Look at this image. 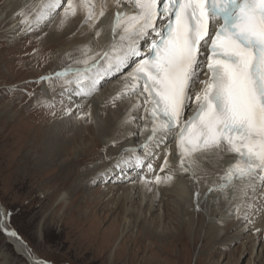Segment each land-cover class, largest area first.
I'll return each instance as SVG.
<instances>
[{
	"label": "snow or ice",
	"instance_id": "1",
	"mask_svg": "<svg viewBox=\"0 0 264 264\" xmlns=\"http://www.w3.org/2000/svg\"><path fill=\"white\" fill-rule=\"evenodd\" d=\"M116 11L107 48L84 45L79 56L68 54L72 64L56 73L81 97L97 89L108 72H117L135 59L117 97L126 92L143 97L141 119L150 121L151 135L141 143L143 156L135 148L123 164L155 172L147 156L155 146L177 144L179 167L197 153H230L235 163L224 171L219 185L224 190L238 180L251 185L264 181V0H111ZM129 4L132 11L125 9ZM109 0H42L34 19L21 10L23 23H39L62 9L61 25L78 13L99 38L96 25L108 10ZM150 46L141 49V42ZM44 79L52 81L48 76ZM117 97L113 98V101ZM191 114L185 116L186 109ZM71 114V110H69ZM90 115V113H89ZM83 119V117H81ZM136 120L132 117L129 123ZM145 130L148 123L144 124ZM127 139V136L125 137ZM114 144L116 141L113 142ZM120 167V162L117 163ZM171 167L165 155L160 172ZM121 171L123 168L121 167ZM171 173L154 175L143 183H168Z\"/></svg>",
	"mask_w": 264,
	"mask_h": 264
},
{
	"label": "rangeland",
	"instance_id": "2",
	"mask_svg": "<svg viewBox=\"0 0 264 264\" xmlns=\"http://www.w3.org/2000/svg\"><path fill=\"white\" fill-rule=\"evenodd\" d=\"M2 2L0 0V8ZM3 31L0 27V202L5 207L1 210L7 215L9 228L28 243L32 254H39L50 264H264V234L260 235L263 241H259L262 244L256 250H252V244L246 239L235 242L237 228L247 224V218L240 216L234 220L230 227L222 229V237L213 243L211 235L207 234L209 221L205 220L204 224L202 214L197 212L195 216L190 215L195 233L191 237L184 233L186 226L181 223L180 209L168 195L156 198L149 192L150 197L142 207L152 203L155 214L152 217L148 214L147 218L143 214L141 219L137 214L131 215L132 224L124 234L123 214L115 204L109 206L106 201V185L97 179L88 185L89 170L104 164L105 153L97 137L96 122L92 124L88 120L92 115L80 112L76 109L78 106L73 110L66 108L60 96L50 101L41 98L44 85L50 82L44 78H54L64 66V60L54 59L55 42L42 44L35 40L40 35L8 42L1 34ZM67 110H71V114ZM77 117L79 120L83 117L82 125L91 124L93 130L89 133L79 125L77 145L70 144L57 160L71 165L63 173L54 165L35 170L33 160L42 156L38 151L44 148L51 131L55 128L57 133L71 135L70 122L62 124V121L77 120ZM26 155L32 159L24 164ZM74 166L78 167L77 171ZM64 174L71 175L67 179ZM75 183H81V188L74 189ZM64 191L71 197L68 205L61 202L56 208L55 202ZM135 191L139 199L135 200L134 207L138 209L142 195L139 189ZM158 213L164 216L170 239L162 240L149 232L148 226L157 229L163 223ZM40 223L41 235L38 233ZM202 225L204 234L199 235ZM122 235H125L123 241L120 240ZM226 244L230 246L226 248ZM6 259L7 264H28L7 242L0 227V264Z\"/></svg>",
	"mask_w": 264,
	"mask_h": 264
},
{
	"label": "bare ground",
	"instance_id": "3",
	"mask_svg": "<svg viewBox=\"0 0 264 264\" xmlns=\"http://www.w3.org/2000/svg\"><path fill=\"white\" fill-rule=\"evenodd\" d=\"M41 4L42 0H3L0 8V27L1 30L4 28L1 34L5 35L8 42H20L33 35H40V38H36L35 40L40 41L42 44H46V42H48L47 44L55 42L57 48L53 51L54 59L55 61L57 60V62L60 59L64 60V66L60 71L72 64V60L69 58L68 54L79 56V50L84 45H91L94 50L104 49L109 45L112 37L111 27L113 16L116 11L115 5L111 3V0H109L106 14L96 25L97 29H103L99 38H96L94 36V30L83 22V13H78L74 18H69L61 25V19L63 17L60 13L62 9H56L55 11L57 14L54 16H49L39 23H30L29 26H26L23 23L24 18L19 15L20 11H26L29 14L28 19L31 22L40 10ZM124 7L129 12L132 11V7L129 4H125ZM54 20L56 21L53 23ZM5 28H7V30H5ZM149 44L150 42L148 45ZM135 61L136 60L133 59L127 67H123L120 71L108 72V74L100 80L97 89L86 97L75 95L72 92V85L65 84L64 79L57 78L56 76H54L52 81L45 84L42 89L41 98L45 97L50 101L60 96L64 100L63 103H65L64 106L66 108L69 106L73 110L74 107L78 106L80 112H85L84 114L87 116L89 113L92 115L88 116V120L90 119L92 124H94L93 121L96 122L95 129L97 131V137L100 141V145L104 147L103 150L105 152L103 155L104 164L100 167L96 166L92 170L90 169L88 175H84L89 178L88 185L90 186V183H92L91 181L94 179L106 185L107 189L104 193L107 199L106 201L109 202V206H114L115 204V208L117 207L123 214L125 220L123 233L126 232L125 230L130 226L129 224L132 220L130 217L131 215L137 214V217L141 219L143 214H146V218L148 214H152L150 217L155 214V212H153L155 206L152 205V203L142 207L143 203L150 197L148 193L150 192L152 195L153 192L156 198H160L162 195H168L172 200L170 201L180 209L182 215L181 223L186 226V232H184L186 235L191 236L194 232V220L190 215L195 216L197 212H200L204 224L205 220L209 221V231L207 234L211 235L213 243L222 237V229L226 228V226L230 227V224L234 220L240 216H242L243 219L247 218L246 222L244 221L247 224L243 223L238 226L237 230H239L234 236L236 239L235 242L242 240V238L246 239L249 241V244H252V250H256L262 244L261 242L259 243V241H263L260 235L264 234V181L255 180L251 185L247 182L244 184H241V182L232 183L226 189L220 190L219 185L225 183L222 179L224 171L234 161L232 154L226 152L203 153L199 157L194 158V161L191 163L186 160L185 166L189 167L190 170L188 172H182L177 158L176 143L173 141L172 137L169 136L167 145L164 142L159 143L155 146V156L149 155L146 158V162L152 163L156 170L155 172H150L147 167H136L134 162L130 165L122 163L123 160L129 156V153L125 151V149L129 147L134 146L135 148L134 153L131 154L133 161L136 155L143 156L144 149L141 147V143L145 142L150 135L144 128V124L147 123V121L141 119L144 115L142 107L139 111H133V106L138 102L141 106L143 105V97L128 92L122 97H117V93H120L124 85L129 83L125 77L134 67ZM114 97H117L115 101H113ZM78 117L77 120L75 118V120L71 121H65V119L62 121V124L70 122L69 129L72 130L71 135L57 133L54 131L56 130L55 128L51 131L49 137L44 141V148L38 151L42 156H38L37 159L33 160L35 170L47 169V167L54 165L55 168L60 169L63 173L66 171L65 169L71 165V163L66 162L59 163L57 160L70 144L77 145L78 140L75 138L80 135L79 132L82 126L85 131L89 133L93 130L91 124L90 126L82 125L83 121L81 120L83 119L79 120ZM132 117H136V120L129 123L128 121H130ZM78 126L80 127L79 131L77 129ZM82 132L84 134V131ZM126 136L127 139L125 138ZM74 139L75 141H73ZM114 141H116L115 144L113 143ZM100 145L98 144V146ZM76 152V150H73V154H76ZM165 155H167L171 167L165 172H162L161 176L171 173L174 179L168 183H152L146 186L143 183L145 175L151 180L154 175L159 174V169ZM31 159V157H27L23 160V163L27 164L29 163L28 160L31 161ZM118 162H120V167L116 166ZM121 167L123 171H121ZM74 169L77 171L78 167L74 166ZM49 170H51V167ZM69 176L65 178L68 179ZM80 184L75 183L73 188H81ZM134 189H139L141 191L139 194L142 195L138 209L134 207L136 203L135 200L139 199L136 197L137 192ZM64 192L57 200L58 203L55 202L56 208L61 202H65L68 205L71 197L69 198V194L66 193L67 191ZM199 206H201V210ZM1 207L5 208L0 202V227L7 242L16 248L17 253L24 256L28 264H50L39 254L34 252L32 254L30 252L32 249L28 243L20 238L11 227L9 228L6 222L7 215L4 211L2 212ZM157 216L163 223L160 227H157V229H151V226H148L150 229L149 232L152 233L151 235L161 238L162 240L169 238L170 232H167L166 223L163 221V214L158 213ZM41 224L42 223H40L38 229L40 235L43 232ZM204 228L205 226L202 225L201 232L199 233V230L197 231L199 235L204 234ZM124 237L125 235H122L120 240L123 241ZM174 237L175 235L172 238ZM229 246L230 244L225 245L226 248ZM258 257L259 254H257L256 258ZM7 260L8 259H6L4 264H7Z\"/></svg>",
	"mask_w": 264,
	"mask_h": 264
}]
</instances>
